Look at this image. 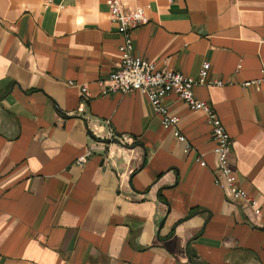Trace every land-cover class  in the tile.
I'll use <instances>...</instances> for the list:
<instances>
[{
    "label": "crops",
    "instance_id": "1",
    "mask_svg": "<svg viewBox=\"0 0 264 264\" xmlns=\"http://www.w3.org/2000/svg\"><path fill=\"white\" fill-rule=\"evenodd\" d=\"M111 1L0 0V264H264V215L216 183L206 115L165 98L187 153L147 95L104 94L123 42ZM124 3L147 18L135 54L195 79L210 63L194 92L264 213V80L245 85L264 79V0Z\"/></svg>",
    "mask_w": 264,
    "mask_h": 264
},
{
    "label": "built area",
    "instance_id": "2",
    "mask_svg": "<svg viewBox=\"0 0 264 264\" xmlns=\"http://www.w3.org/2000/svg\"><path fill=\"white\" fill-rule=\"evenodd\" d=\"M124 1L112 0L110 2V14L118 31L123 35V42L119 47L121 56L119 67L111 70L103 81V83L109 82V85L103 91L104 94L139 91L147 95L153 105L154 111L161 117L164 128L172 130L175 137L184 142V151L187 153L193 151L194 147L187 141L186 136L178 128L179 118L170 112L165 98L171 93H176L181 100L188 104L192 111L203 112L211 126L212 136L215 140L214 153L216 156V168L219 172L215 176L216 183L225 184L231 199H241L248 203L253 208L254 214L261 218L264 213L258 205L257 199L237 184L236 173L229 164L232 138L223 121L212 105L198 99L194 92L196 85L208 83L206 77L210 63L205 62L202 65L199 77L195 79L179 71L162 70L155 62L135 54L132 31L140 25L145 24L147 18L143 7L128 9ZM262 80L264 79L248 81L245 85L259 83ZM216 84L223 85V81L218 80ZM81 91L82 95H89L87 85H83ZM114 136V132L111 130L110 140L114 139ZM197 160L204 163L199 156ZM78 162L83 163V158L79 159Z\"/></svg>",
    "mask_w": 264,
    "mask_h": 264
},
{
    "label": "water",
    "instance_id": "3",
    "mask_svg": "<svg viewBox=\"0 0 264 264\" xmlns=\"http://www.w3.org/2000/svg\"><path fill=\"white\" fill-rule=\"evenodd\" d=\"M111 142H113V143H120L121 141L119 140V139H117V138H115V139H112V140H110Z\"/></svg>",
    "mask_w": 264,
    "mask_h": 264
}]
</instances>
